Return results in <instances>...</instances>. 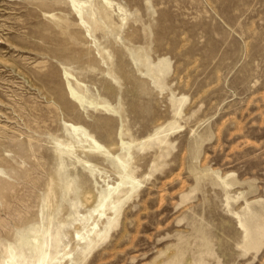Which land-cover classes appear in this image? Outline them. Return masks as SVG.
<instances>
[{
	"label": "rangeland",
	"instance_id": "1",
	"mask_svg": "<svg viewBox=\"0 0 264 264\" xmlns=\"http://www.w3.org/2000/svg\"><path fill=\"white\" fill-rule=\"evenodd\" d=\"M122 162L74 264H264V0H0V264L103 229Z\"/></svg>",
	"mask_w": 264,
	"mask_h": 264
},
{
	"label": "bare ground",
	"instance_id": "2",
	"mask_svg": "<svg viewBox=\"0 0 264 264\" xmlns=\"http://www.w3.org/2000/svg\"><path fill=\"white\" fill-rule=\"evenodd\" d=\"M85 135L93 140V147L95 149L101 150L103 148L93 137L87 135L86 132ZM121 164L124 168V174L120 183L116 187H109L103 190L99 194L98 206L93 209L94 212L99 214V220L102 221L104 217L106 218L107 221L103 229L99 228L97 223L93 227L88 228L91 226L90 221L93 219V214H90L89 217L84 216L79 218V222L83 225V231H77L76 245L74 249H68L63 239L64 233L62 231L59 230L54 235L49 226L45 228L43 226L42 229L38 230L33 227L29 229L30 231L26 236L21 238L20 244L9 245L7 247L5 264H65L66 260H69L70 264H74L91 253L117 222V216L123 202L119 196L120 191H122L121 188L124 185L130 184L131 191L133 192V189L139 184V181L135 177L128 176L129 170L126 169L125 162ZM107 212H112L111 216ZM243 220L241 219V222ZM36 232H39L41 235L38 237L32 235ZM245 236V247L249 249L255 248L259 241L256 234L247 228V235Z\"/></svg>",
	"mask_w": 264,
	"mask_h": 264
}]
</instances>
